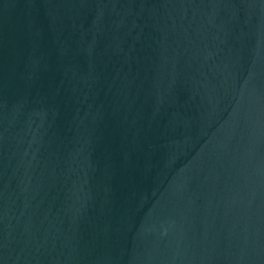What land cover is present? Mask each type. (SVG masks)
<instances>
[{"label":"water","instance_id":"1","mask_svg":"<svg viewBox=\"0 0 264 264\" xmlns=\"http://www.w3.org/2000/svg\"><path fill=\"white\" fill-rule=\"evenodd\" d=\"M0 264H264V0H0Z\"/></svg>","mask_w":264,"mask_h":264}]
</instances>
